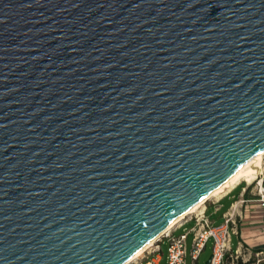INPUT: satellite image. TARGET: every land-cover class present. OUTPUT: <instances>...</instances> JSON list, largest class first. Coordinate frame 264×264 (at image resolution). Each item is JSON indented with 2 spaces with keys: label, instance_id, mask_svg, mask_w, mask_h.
Masks as SVG:
<instances>
[{
  "label": "water",
  "instance_id": "1",
  "mask_svg": "<svg viewBox=\"0 0 264 264\" xmlns=\"http://www.w3.org/2000/svg\"><path fill=\"white\" fill-rule=\"evenodd\" d=\"M262 150L264 0H0V264H121Z\"/></svg>",
  "mask_w": 264,
  "mask_h": 264
},
{
  "label": "built area",
  "instance_id": "2",
  "mask_svg": "<svg viewBox=\"0 0 264 264\" xmlns=\"http://www.w3.org/2000/svg\"><path fill=\"white\" fill-rule=\"evenodd\" d=\"M254 181H256L255 200L260 214L261 228L264 231V163H262L259 172L250 184L244 182L245 186L242 187V191H247ZM240 184L241 182L234 186L232 190ZM234 210L235 208H232V211L224 216L222 224L215 226L205 215L204 205L201 211L190 214L187 219H184L171 231L161 235L158 241L145 250L140 258L133 259L128 264H161L163 260L161 244L164 241L168 243L166 264H187V241L189 237H191L189 256L192 264L198 262L200 255L206 249L208 243L211 244L209 264H225L228 259H237L242 252L247 251L251 253L248 248L243 247L241 244H238L236 250L231 249V239L238 233L236 221L238 215ZM186 223H192L190 229L178 236H174V232ZM254 256L259 262L264 261L262 253H254Z\"/></svg>",
  "mask_w": 264,
  "mask_h": 264
},
{
  "label": "crops",
  "instance_id": "3",
  "mask_svg": "<svg viewBox=\"0 0 264 264\" xmlns=\"http://www.w3.org/2000/svg\"><path fill=\"white\" fill-rule=\"evenodd\" d=\"M234 189H230L220 197L213 201H210L205 205V215L208 216V211L210 207L214 208V212L222 211L221 203L227 198ZM235 208V213L238 215L236 221L238 222L237 235L233 236L231 239V249L236 250L238 244L243 247L248 248L254 253H262L264 255V231H262L260 224V214L257 210V202L255 199H251L248 191H241L239 193V198L230 203L228 209L222 212V219L224 216ZM250 208V209H249ZM255 208V209H251ZM214 224V221H212ZM233 239H235V246H233Z\"/></svg>",
  "mask_w": 264,
  "mask_h": 264
},
{
  "label": "bare ground",
  "instance_id": "4",
  "mask_svg": "<svg viewBox=\"0 0 264 264\" xmlns=\"http://www.w3.org/2000/svg\"><path fill=\"white\" fill-rule=\"evenodd\" d=\"M262 162H264V150L256 153L254 156H252L247 161H245L227 180H225L222 184H220L219 186L208 192L198 202H196L186 211L181 213L178 217H176L173 221H171L162 232H160L158 235H156L155 237L147 241L144 245H142L140 248H138L133 254L127 257L121 264H128L133 259L136 260L140 258L145 252V250H147L156 241H158L161 235H164L169 231H171L175 226L180 224L190 214H194L201 211L204 208V205L207 201L220 197L221 195H223L224 193H226L227 191H229L230 189H232L234 186H236L242 181L250 184L255 179L256 174L259 172Z\"/></svg>",
  "mask_w": 264,
  "mask_h": 264
},
{
  "label": "rangeland",
  "instance_id": "5",
  "mask_svg": "<svg viewBox=\"0 0 264 264\" xmlns=\"http://www.w3.org/2000/svg\"><path fill=\"white\" fill-rule=\"evenodd\" d=\"M264 163V162H262ZM262 166V165H261ZM245 186V183L244 181L241 182V184L239 186H237L234 191H232V193L227 197L225 198L222 203H221V208H222V211H218V212H214V208L213 207H210L209 208V211H208V218L210 219V221H214V225L215 226H218L220 224L223 223V219H222V212L226 211L230 205L231 202H233L234 200H237L239 198V193L241 191V188ZM249 192V195H250V198L251 199H255L256 198V181H254L249 189L247 190ZM216 198L214 199H211L209 201H207L205 203V205H207L208 202L210 201H213L215 200ZM250 209V208H249ZM251 209H255V208H251ZM258 210V208H257ZM259 211V210H258ZM188 216L185 218L187 219ZM237 225H238V222H237ZM192 226V223H186L183 227L179 228L178 230H176L174 232V236H178L180 235L181 233H184L185 231H188L190 229V227ZM190 242H191V237L188 238V241H187V253H188V256H187V264H192L191 262V258L189 256V253H190ZM235 239H233V246H235ZM161 249H162V263L161 264H166V256H167V249H168V243L167 241H164L162 244H161ZM210 254H211V244L208 243L206 249L202 252V254L200 255L199 257V260L197 263L195 264H205L206 261L208 260V258L210 257ZM237 262H240V264H264V261H258V259L254 256L253 252L251 251V253L245 251V252H242L237 259L233 258V259H228L226 261L225 264H237Z\"/></svg>",
  "mask_w": 264,
  "mask_h": 264
},
{
  "label": "trees",
  "instance_id": "6",
  "mask_svg": "<svg viewBox=\"0 0 264 264\" xmlns=\"http://www.w3.org/2000/svg\"><path fill=\"white\" fill-rule=\"evenodd\" d=\"M237 264H240V262H237Z\"/></svg>",
  "mask_w": 264,
  "mask_h": 264
}]
</instances>
